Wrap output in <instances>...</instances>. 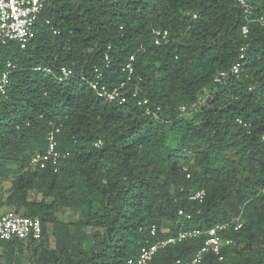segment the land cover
<instances>
[{
  "label": "trees",
  "instance_id": "trees-1",
  "mask_svg": "<svg viewBox=\"0 0 264 264\" xmlns=\"http://www.w3.org/2000/svg\"><path fill=\"white\" fill-rule=\"evenodd\" d=\"M247 4L248 12L237 0H48L25 49L0 44V74L15 66L0 103L4 205L41 223L38 240H0V264H129L157 239L238 217V230L218 233L232 244L198 264H264V0ZM156 31L168 35L160 45ZM241 48L239 74L214 84ZM130 55L136 97L98 98L94 69L111 88ZM61 67L72 71L62 82L34 70ZM55 129L58 171L30 167ZM198 191L203 200H190ZM64 209L86 214L65 222ZM205 238L159 249L149 264L188 263Z\"/></svg>",
  "mask_w": 264,
  "mask_h": 264
},
{
  "label": "built area",
  "instance_id": "built-area-1",
  "mask_svg": "<svg viewBox=\"0 0 264 264\" xmlns=\"http://www.w3.org/2000/svg\"><path fill=\"white\" fill-rule=\"evenodd\" d=\"M48 0H0V44L7 42H15L20 49H25L27 45L35 37L36 33V22L40 13L44 10ZM239 6L248 12L249 6L247 0H237ZM258 22L264 26V16L258 18ZM45 25H50L48 20L45 21ZM56 33V32H54ZM241 34L244 38H247L248 28L246 25L242 26ZM166 31H156L154 34V44L160 45L167 38ZM245 48H241L238 59L233 63L227 71H221L214 77V84L223 85L231 76H237L241 69V61L244 58ZM107 60V56L105 57ZM134 55H130L126 62L122 65L120 72L123 75V80L119 84L108 88L103 83L102 73L98 69H94L96 75L95 81L89 82V87L95 93V95L109 103L125 104L128 101L129 96L132 98L136 97L135 91H131L129 84L135 73L134 68ZM15 66L7 62L5 68L0 74V103L6 98L7 88L9 86V77ZM37 72H43L52 77L56 78L59 82L68 79L72 75V71L69 68L61 67L57 72H52L46 68H35ZM144 104V102L142 103ZM137 105H141V102H137ZM180 110H183L180 108ZM238 124H242L241 120H237ZM247 127L246 124H243ZM59 130L55 129L50 132L47 137V148L44 152L35 153L29 161V166L40 170H45L48 167L53 172L58 171V162L60 160V154L56 150V139L55 135L58 134ZM189 177V174L186 175ZM204 193L202 191L195 192L190 195L189 199L192 201L201 202L203 200ZM179 216H184L182 211L178 212ZM189 219V216H185ZM234 230H238L241 227L239 217L234 221L225 224L216 225L213 228L208 229L205 232L199 230H186L179 231L175 235L157 239L155 243L146 245L140 248V252L137 257L129 261V264H149L152 256L162 248L166 246L174 245L186 239L197 238L201 234L206 236L205 241L194 258L185 264H198L204 253L213 251L218 253L219 250L224 246L232 244V239L224 238L221 239L218 233L229 229L232 224ZM150 235L155 236L156 230L152 226L150 228ZM41 237V223L38 218H29L18 215L13 211H7L0 215V240L10 241L19 240L26 241L28 239L38 240ZM221 260V258H219Z\"/></svg>",
  "mask_w": 264,
  "mask_h": 264
},
{
  "label": "rangeland",
  "instance_id": "rangeland-1",
  "mask_svg": "<svg viewBox=\"0 0 264 264\" xmlns=\"http://www.w3.org/2000/svg\"><path fill=\"white\" fill-rule=\"evenodd\" d=\"M8 188L9 182L0 183V215L7 212L8 210H11L4 205V200L7 196ZM85 214L86 209L77 211L64 209L59 210L57 216L60 220H63L65 222H76L82 220L85 217ZM22 259V264L27 263L26 257H23Z\"/></svg>",
  "mask_w": 264,
  "mask_h": 264
}]
</instances>
